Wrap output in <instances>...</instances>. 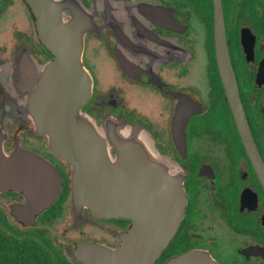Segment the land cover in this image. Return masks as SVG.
<instances>
[{"label": "flooded vegetation", "instance_id": "1", "mask_svg": "<svg viewBox=\"0 0 264 264\" xmlns=\"http://www.w3.org/2000/svg\"><path fill=\"white\" fill-rule=\"evenodd\" d=\"M70 1L87 13L83 65L92 94L82 111L98 125H140L157 161L181 170L186 210L153 264L191 251L215 264H264V0ZM55 61L27 0H0V140L6 151L22 147L51 162L61 176L57 201L35 226L12 215V205L25 202L21 193H0L9 198L0 210L23 232L45 234L62 261L86 264L70 251L88 243L115 249L135 227L160 222L137 211L139 171L124 174L131 195L122 215L75 208L73 166L36 132L32 109L41 85L56 78ZM65 64L58 85L68 84Z\"/></svg>", "mask_w": 264, "mask_h": 264}, {"label": "water", "instance_id": "2", "mask_svg": "<svg viewBox=\"0 0 264 264\" xmlns=\"http://www.w3.org/2000/svg\"><path fill=\"white\" fill-rule=\"evenodd\" d=\"M27 2L36 18L39 37L56 56L52 64L56 78L41 85L32 106L36 132L47 136L55 153L73 166L75 208H89L99 217L122 215L128 210L127 197L131 195L124 174L139 171L142 181L134 185L137 211L143 218L153 215L160 222L155 230L135 227L118 248L88 243L70 253L86 264H153L176 233L186 210L181 170L157 161L151 138L140 125L114 119L98 125L82 111L92 94V79L84 80V7L68 6L70 0ZM60 63L67 67L63 75L68 84L58 85ZM112 148L117 151L115 159ZM58 178V169L51 162L22 147L6 151L0 140V193L12 191L25 198L24 203L11 207L18 223L26 227L37 224V216L58 199ZM131 211L133 216L137 214L135 208ZM167 264L215 263L210 254L191 251Z\"/></svg>", "mask_w": 264, "mask_h": 264}, {"label": "trees", "instance_id": "3", "mask_svg": "<svg viewBox=\"0 0 264 264\" xmlns=\"http://www.w3.org/2000/svg\"><path fill=\"white\" fill-rule=\"evenodd\" d=\"M0 264H67L45 234L16 229L0 210Z\"/></svg>", "mask_w": 264, "mask_h": 264}, {"label": "rangeland", "instance_id": "4", "mask_svg": "<svg viewBox=\"0 0 264 264\" xmlns=\"http://www.w3.org/2000/svg\"><path fill=\"white\" fill-rule=\"evenodd\" d=\"M7 199H9V198H8V197H3V198H1L0 200H1V201H2V200L6 201ZM9 221L11 222V224H12L16 229H18V230H20V231H23V227H22L21 225L15 223V221H14L12 218H9Z\"/></svg>", "mask_w": 264, "mask_h": 264}]
</instances>
